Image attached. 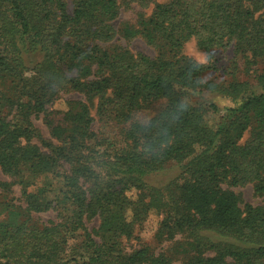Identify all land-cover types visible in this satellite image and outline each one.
<instances>
[{
    "label": "trees",
    "instance_id": "1",
    "mask_svg": "<svg viewBox=\"0 0 264 264\" xmlns=\"http://www.w3.org/2000/svg\"><path fill=\"white\" fill-rule=\"evenodd\" d=\"M151 3L0 0V171L10 178L1 195L20 186L24 200L4 201L0 264H172L123 247L153 210L165 240L191 239L183 264H264V206L242 208L231 190L252 185L264 198V0H169L115 27L123 10ZM116 35L124 47L108 44ZM136 39L155 56L133 53ZM191 40L211 59L232 48L250 79L206 81L215 67L184 55ZM204 91L232 106L187 101ZM63 92L88 103L69 101L55 122L48 107ZM93 103L113 137L92 130ZM41 115L55 144L35 127ZM172 164L182 172L165 189L147 182ZM48 212L57 220L32 221ZM205 232L236 243H209Z\"/></svg>",
    "mask_w": 264,
    "mask_h": 264
},
{
    "label": "rangeland",
    "instance_id": "2",
    "mask_svg": "<svg viewBox=\"0 0 264 264\" xmlns=\"http://www.w3.org/2000/svg\"><path fill=\"white\" fill-rule=\"evenodd\" d=\"M66 1L69 5V9L71 10L73 0ZM151 1V7L147 9H142L138 5L133 4L128 9L123 10L121 20L119 23L115 24V27H119V25H122L126 22L134 23L137 14L140 12H143L147 16H150L154 8V3L165 4L169 0ZM108 44L124 47L126 43L124 40H119V37L116 35L115 38ZM129 49L135 54L141 53L151 58L155 56L154 49L151 46L147 45L142 39H136L132 41L131 44H129ZM184 55L194 59L195 61L203 65H208L209 63L213 64L215 69L207 72V74L204 76V79L206 81L211 80L215 81L216 83L223 84L231 79L230 73L233 72L238 74L237 77L240 79V81L250 79L245 73V66L243 65L242 60H240L239 57L235 58V53L232 48L225 52L215 53L213 58L211 59L204 52L198 50L196 42L194 40H191L184 48ZM69 101H82L88 103V99L82 94L71 92L61 93L60 99L53 105L48 107V111L52 112L50 118L53 119V121L59 122L62 117H58L54 115V113L65 112L67 110V103ZM187 101L192 105L215 104L221 109L222 112H224L228 107L232 106V103L228 99H225L218 94L210 93L207 91H204L201 94H193L188 97ZM151 112L152 111L142 113L138 116L139 120H148ZM91 113L95 119L92 125V130L98 134L99 138L113 137V133L115 131L114 129H112V125L106 124L102 119H100L97 111L94 108V103L92 105ZM34 124L35 127L40 131L43 139H45L49 143L55 144V141L51 138L48 127L45 124V117L43 115H41L39 118L34 119ZM43 151L46 152V149H43ZM181 172L182 171L178 165L172 164L164 171L150 176L147 179V182L151 186L163 190L169 183L174 181L181 174ZM9 181L10 178L0 171V195L2 194L1 184ZM225 189H227V187H225ZM231 190L238 195L242 208H244L245 205H252L255 207L264 206V198L257 197L255 195L252 185L232 188ZM21 191L22 190L20 186H15L12 188L9 194H3L0 196V212L3 219L7 218V214L5 212L6 210L2 213L4 209V201L7 202L13 200V204L16 207H20V209L24 208V200L23 198H21ZM31 217L32 221L38 226H44L51 221L57 220V214L55 212L33 214L31 215ZM163 218L164 217L160 212H157L155 210L151 211L144 223L136 227L133 236L128 240L125 238L122 240L123 247L128 252L133 251L134 249L146 247L151 249V251L156 254H166L171 258L172 264H183L186 258L185 254L183 253V249L186 248L187 243L190 242L191 239L184 236H177L174 240H165L164 236L159 235V230ZM99 225L100 221L97 217L88 219L86 221V226L90 231H92L93 229H97ZM203 236L209 243H236L233 239L221 237L216 233L205 232L203 233ZM81 241L82 239L79 234L76 237V240L71 242V246L77 248L78 242ZM207 255H214V251H209Z\"/></svg>",
    "mask_w": 264,
    "mask_h": 264
}]
</instances>
